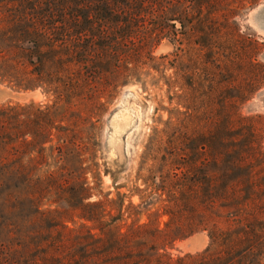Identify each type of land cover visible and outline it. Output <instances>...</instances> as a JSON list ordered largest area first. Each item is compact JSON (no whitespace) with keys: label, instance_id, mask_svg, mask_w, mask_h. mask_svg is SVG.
<instances>
[{"label":"trees","instance_id":"trees-1","mask_svg":"<svg viewBox=\"0 0 264 264\" xmlns=\"http://www.w3.org/2000/svg\"><path fill=\"white\" fill-rule=\"evenodd\" d=\"M218 1L0 0V30L4 25H18L17 31L27 36L20 42H7L6 46L2 45L6 39L0 38L1 80L22 90L36 88L39 84L33 81L37 80L56 95L52 105L35 101L0 104V264H264V115L235 112L215 127L217 120L208 106L209 142L204 144V165L208 168L203 175L207 183L201 186V204L191 201V215L182 222L190 225L187 236L206 232L209 244L202 251L174 258L160 251L159 229L134 222L123 232L118 224L123 221L122 214L107 219L105 209L99 212L101 202L90 200L93 188L86 165L87 143L77 129L64 127L58 114L67 94L73 93V104H83L87 110L95 104L103 105L99 102V82L89 72L74 68L79 63V50L71 44L72 38L65 32L56 37L48 31L79 26L128 30L143 27L149 35L125 37L141 55L149 39L170 35L184 51L190 41L204 36L209 40L204 48L222 73H232L236 64L246 65L250 58V76L233 85L238 91L234 103L252 98L264 88V62L259 60L263 44L242 35L235 20V14L252 1L226 0L223 21L215 15L217 6L225 4ZM32 34L43 40H33L29 37ZM120 40L119 37L108 44L111 53L119 54ZM47 52L53 53L52 61L59 63L55 80H48L43 70L50 61L46 59ZM148 55L155 60L150 52ZM182 56L177 53L173 60ZM123 67L115 64L110 75L129 80L132 74ZM215 76L212 72L211 77ZM180 88L182 96H186L187 89L182 85ZM78 89L81 94H77ZM226 89L228 86H221L210 97ZM86 119L79 114L75 124L79 128ZM54 141L59 143L56 148L60 152H45L48 145L54 146ZM63 148L70 152H63ZM213 163L215 170H211ZM198 185L194 178L189 189L193 198L199 192ZM72 186L77 191L76 203L70 204L66 198L64 201L68 212H78L75 215L84 220L77 228L69 225L75 216L71 220H53L48 213L51 210L42 202L47 190L65 192ZM180 192L187 191L180 188Z\"/></svg>","mask_w":264,"mask_h":264},{"label":"rangeland","instance_id":"rangeland-1","mask_svg":"<svg viewBox=\"0 0 264 264\" xmlns=\"http://www.w3.org/2000/svg\"><path fill=\"white\" fill-rule=\"evenodd\" d=\"M248 1L252 2L235 14V20L242 35L252 36L263 44L259 60L264 62V0ZM219 2L226 5H218L217 8L223 11L218 9L215 15L223 21L227 1ZM175 10L181 12L179 8ZM177 27H181L179 22ZM17 29H20L18 25H4L0 38L6 41L2 45L20 42L27 37ZM48 31L56 37L64 32L69 34L71 44L79 50V63L74 68L89 72L99 82L97 89L102 106L95 104L89 111L83 104H73L72 93L65 96L58 112L59 119H63L62 125L77 129L87 143L85 152L89 160L86 165L89 166L88 178L93 188L90 200L101 202L98 210L103 212L105 209L107 219L122 214L123 221L118 224L123 232L129 230L134 222L146 224L150 229H159L162 253L176 258L204 250L209 244L207 233L197 232L187 236L190 225L182 220L191 215V201L201 204V186L207 183L203 180L208 168L204 165L207 152L204 144L209 142L206 133L207 108L211 105L210 114L217 120L215 127L225 117L234 116L235 112L244 116L264 115V88L242 104L234 103L238 91L233 85L250 76V58L246 65L240 62L236 64L235 71L223 74L211 62L212 54L204 48L209 40L204 36L190 41L184 46V51L179 49V44L170 35L149 39L143 48L146 52L141 55L136 52L139 48L127 43L125 37L135 33L149 35V31L143 27L128 30L79 26ZM29 37L36 41L43 40L37 34ZM119 37V54H113L108 44ZM25 44L32 46V43ZM149 52L155 60L149 58ZM177 53L183 56L173 60ZM163 55H168V58H161ZM45 56L50 60L43 69L45 76L48 80H55L59 63L52 61L53 53L47 52ZM85 63L88 64L87 68ZM115 64L124 65L122 70L129 68L132 77L125 81L110 75ZM180 70L181 75L177 74ZM212 72H215V77H211ZM232 81L235 83L232 84ZM33 82L39 85L34 89L22 90L13 88L0 78V104L35 101L52 105L56 101L55 93L47 84L37 80ZM181 85L187 89L186 96H182ZM225 85L228 86L225 93L217 91L210 97L213 90H221V86ZM77 94H81V89L77 90ZM67 108L69 110L65 111ZM73 109L77 112L71 111ZM79 114L87 119L82 120V126L78 128L75 121ZM262 140L264 146V138ZM256 141L261 142V139L257 138ZM57 145L59 143L54 141V146L48 145L45 152L57 154L60 152ZM63 152L70 150L63 148ZM213 152L219 151L214 149ZM215 169L213 163L211 170ZM194 178L198 179L200 186L196 198L189 195ZM180 188L187 192H180ZM76 195L75 186L65 192L47 190L42 202L44 208L51 210L48 213L53 220H71L75 216L74 222H69V225L77 228L84 220L75 215L78 212H68L69 206L64 201L66 198L70 204H75ZM170 220L175 222L167 226Z\"/></svg>","mask_w":264,"mask_h":264}]
</instances>
